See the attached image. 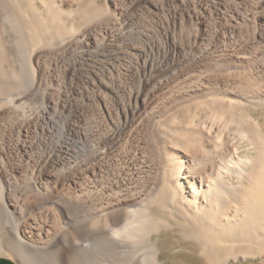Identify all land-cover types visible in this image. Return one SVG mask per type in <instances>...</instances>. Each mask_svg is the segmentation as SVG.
<instances>
[{
  "label": "bare ground",
  "instance_id": "6f19581e",
  "mask_svg": "<svg viewBox=\"0 0 264 264\" xmlns=\"http://www.w3.org/2000/svg\"><path fill=\"white\" fill-rule=\"evenodd\" d=\"M257 108L264 0H0V264H264Z\"/></svg>",
  "mask_w": 264,
  "mask_h": 264
},
{
  "label": "rangeland",
  "instance_id": "374dc122",
  "mask_svg": "<svg viewBox=\"0 0 264 264\" xmlns=\"http://www.w3.org/2000/svg\"><path fill=\"white\" fill-rule=\"evenodd\" d=\"M10 61V80L12 83V88L14 90H24V88L27 87L28 82H25L22 78V73H21V78L19 76V65L17 63L16 57L11 54L10 57L8 58ZM7 100V99H6ZM259 109V110H258ZM252 111L255 117V119L262 125L264 126V108H257L256 110L253 109ZM261 113V114H260ZM0 202V245L4 239V234L6 231H11L14 230L16 226V219L17 217L13 215L12 213H9L5 210H3ZM84 223V219L79 218L74 220V226L76 228H80ZM167 232V233H166ZM160 234V248L162 251L161 254V261L164 262V264H204L200 261V257L191 251H189V246H186L184 243L179 241V235L177 233L171 232V231H166ZM165 234V235H164ZM162 236V237H161ZM162 239V240H161ZM163 242V243H162ZM107 243L105 241H101V243H97L93 246L94 248H105L107 247ZM90 250V249H89ZM256 260H246V261H237L233 262L230 261L227 264H255ZM93 261V255L92 253H86L84 250L81 252L77 260L74 264H92ZM127 262V256L123 257L120 259V264ZM111 264V263H107Z\"/></svg>",
  "mask_w": 264,
  "mask_h": 264
},
{
  "label": "water",
  "instance_id": "95a60500",
  "mask_svg": "<svg viewBox=\"0 0 264 264\" xmlns=\"http://www.w3.org/2000/svg\"><path fill=\"white\" fill-rule=\"evenodd\" d=\"M1 264H10V263H8V262H2Z\"/></svg>",
  "mask_w": 264,
  "mask_h": 264
}]
</instances>
